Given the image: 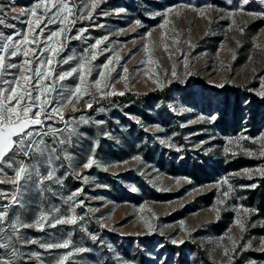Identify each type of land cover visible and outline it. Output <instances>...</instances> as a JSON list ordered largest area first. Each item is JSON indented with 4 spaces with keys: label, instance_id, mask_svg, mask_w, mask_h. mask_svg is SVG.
<instances>
[{
    "label": "rangeland",
    "instance_id": "obj_1",
    "mask_svg": "<svg viewBox=\"0 0 264 264\" xmlns=\"http://www.w3.org/2000/svg\"><path fill=\"white\" fill-rule=\"evenodd\" d=\"M67 2L72 7L68 19L61 23L58 17L48 24L47 16L55 9L46 16L41 0H0L5 19L0 33L11 35L14 42L39 33L33 44H15L19 52L8 56L7 63L17 67L8 69L4 79L17 76L22 81L25 74L32 75L38 59L49 56L54 57L51 67L56 72L81 62L85 72L92 68L85 76L88 94L81 85L70 106L60 108L59 116L50 113L51 120L45 118V130L68 129L59 135L71 139L70 145L57 143L60 158L52 167L60 182L46 180L41 187L52 191H45L43 198L29 182L20 194L23 207L10 209L33 225L19 229V239L29 243L13 239L21 253L17 264H55L66 253L72 254L64 264H204L202 257L215 264H231L238 257H244L243 264H264V259L245 256L264 251V218L248 204L253 189L248 186L264 176V18L237 12L239 0H99L95 8L93 0ZM38 3L32 16L29 10ZM246 8L264 11L255 0ZM21 9L29 14L22 15ZM61 29L60 37L47 40ZM49 45L58 55L42 51ZM28 48L33 51L25 56ZM0 55L6 54L0 50ZM68 57L73 59L62 63ZM109 61L111 72L103 67ZM100 72L105 73L103 91L117 94L102 95L91 86ZM79 82L77 74L66 77L61 82L64 94ZM232 86L246 94L235 132L222 126L220 90ZM159 91L166 93L164 100L145 98ZM125 95L127 102H107ZM53 97L60 99L58 93L48 95ZM249 98L263 104L254 109ZM252 115L255 128L249 123ZM52 139L45 137L48 143ZM89 157L98 163L84 168ZM40 171L46 176L47 165L41 163ZM14 178L4 166L0 191L14 192ZM8 203L0 199V204ZM53 207L65 217L75 216L76 222L36 227L40 210ZM65 239L68 248L41 247Z\"/></svg>",
    "mask_w": 264,
    "mask_h": 264
},
{
    "label": "snow or ice",
    "instance_id": "obj_2",
    "mask_svg": "<svg viewBox=\"0 0 264 264\" xmlns=\"http://www.w3.org/2000/svg\"><path fill=\"white\" fill-rule=\"evenodd\" d=\"M98 2L99 0H93L92 8H95ZM231 2L232 0H229V3ZM255 2L264 9V0H255ZM41 3L45 6L44 11L46 16L48 12L55 9V12H53L51 16H47L48 24L55 23L58 17L60 22L63 23V21L68 19V16L72 14V7H70V3L67 2V0H41ZM41 3L36 4L29 10L32 16L37 15V9L40 8ZM251 3H253V0H239L237 12L253 18H264V11L253 12L247 10L246 6ZM208 7L211 8L212 6L209 5ZM171 11V8L168 9V12ZM192 11H197V9L192 8ZM199 11L203 12L204 9H200ZM168 12L164 15L167 16ZM62 13H67V15H61ZM21 14L24 15L29 13L21 9ZM88 15L90 17L91 12H89ZM40 22L41 20L38 17L36 20L37 27L40 26ZM28 23L31 24V21ZM0 24H5V19L2 16H0ZM9 27L14 26L9 25ZM161 27H163V25H161ZM62 31L63 29L52 31L48 35L47 40L60 37ZM42 32L43 29H41V33ZM36 35H39V33ZM36 35L31 38L24 36L22 42L33 44L35 43ZM105 39H107V37L97 39L93 47L102 44ZM4 40L9 42L3 43L2 41ZM22 42H14L11 35L5 36L3 33H0V50L6 54L0 55V85H8L6 88L0 86V171L6 166L15 174V178L12 181L15 186V191L12 193L0 191V199H9L8 204H0V250H4L0 253V264H17V259L21 258L20 251L13 244L14 238H16L19 243H29L27 240L21 241L19 239V229L32 227L33 225L23 223L18 214H10V209L13 206L23 207V202L20 199L21 190H27L29 182H33L36 184L41 198H43L45 191H52L51 188L45 189L41 187L46 180H55L57 183L60 182L59 179L56 178V169L52 167L53 160L60 158L57 143L61 146L70 145L71 139L62 138L59 135L61 132L68 129L62 130L47 127L45 130V118L51 120L52 116L50 113H55L59 116L60 108L70 106L73 103V98L78 97L81 93V85H85L83 91L85 94H88V85L85 84V76H90L92 72L91 67H87L85 72L86 64L84 62L66 71L56 72L55 69L51 67L54 57L49 56L46 60L38 59V66L31 70L32 75L25 74L22 81L17 76H13L11 80L4 79L3 77L7 74L8 69L17 67L15 63H7V57L17 56L19 49L15 48V44ZM10 49L14 50L9 51ZM145 50H147V45H145ZM24 51L25 56H27V53L33 51V49L28 48ZM42 51L56 53L58 55V49L51 45L45 47ZM72 59L73 57H68L64 59L62 63L67 64ZM93 59H95V54H93ZM25 63L30 64L31 61L26 59ZM110 63L111 61L103 65L104 68H108L109 72L113 70L109 68ZM124 71L127 72L128 69L124 68ZM74 74L78 75L80 82L74 86V90L69 89V95L66 96L64 94V86L61 82H63L66 77H71ZM99 77L100 78L91 82V86L95 87L97 92L102 95L117 94L113 92H104L101 88V83L102 79L105 77V73L100 72ZM104 87H109V85L106 84ZM51 93H58L60 99L56 97H53L51 100L48 99V95ZM118 94L123 95L122 92ZM37 102H39V104H37ZM53 104L59 105V107L52 106ZM88 107H91L90 103ZM60 118L63 119L62 116ZM71 131H74V129ZM49 135L53 137L51 143L45 140V137ZM59 151L64 152L65 159L71 160L72 157L67 151L63 148H60ZM21 156L34 161V163H25L24 160L18 159V157ZM45 156L47 159L43 160ZM37 157L40 159H37ZM41 163L46 164L48 167L46 176L41 175ZM94 163L98 162L92 157H89L87 162L83 164V167L90 168ZM245 171L247 172L248 170ZM260 171H264V169ZM34 176L39 178L38 183L33 181ZM0 183H2V181H0ZM248 187H255V185H249ZM78 194V192L73 193L67 197V200L72 201ZM13 216L14 218H12ZM75 222V216L65 217L60 214L59 208L53 207L49 211L41 209L39 217L34 221V224L36 227L43 229L45 226L55 228L57 225L74 224ZM92 238L95 239L94 236ZM30 242L36 243L35 240ZM69 243L70 241L65 239L62 242L46 243L41 245V247L45 249H63L68 248ZM262 243H264V241H262ZM75 251L84 252L87 251V249L77 248ZM71 254L72 253H66L61 256L55 261V264H64ZM31 255L35 256L37 254L32 253Z\"/></svg>",
    "mask_w": 264,
    "mask_h": 264
},
{
    "label": "trees",
    "instance_id": "obj_3",
    "mask_svg": "<svg viewBox=\"0 0 264 264\" xmlns=\"http://www.w3.org/2000/svg\"><path fill=\"white\" fill-rule=\"evenodd\" d=\"M220 92L223 95V102H224V117H223V123L222 126L226 130L233 132L237 131L240 127V120L242 116V108L241 104L246 97V94L243 91V88L240 86H232V87H224L220 90ZM165 92H152L146 95L145 98H153V99H162L164 100L166 98ZM129 98V95L125 96H114L111 99H109L107 102H118V103H124L127 102ZM263 103L255 100L253 98H249V105L257 109L258 106H261ZM262 108V107H261ZM255 115H252L250 118L249 123H251V127H256V121H255ZM230 128V129H229ZM248 204L250 206H253L256 210V215L259 218H264V176L259 178L257 180V183L253 189L249 191L248 195ZM175 250L174 247H170V250ZM245 256H250L254 259H264V251H261L260 253H252L247 252L245 253ZM243 258L238 257L236 258L231 264H243ZM202 261L204 264H215L212 262H209L206 258L202 257Z\"/></svg>",
    "mask_w": 264,
    "mask_h": 264
}]
</instances>
